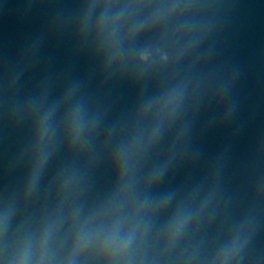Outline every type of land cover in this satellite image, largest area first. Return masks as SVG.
<instances>
[{"label":"water","instance_id":"water-1","mask_svg":"<svg viewBox=\"0 0 264 264\" xmlns=\"http://www.w3.org/2000/svg\"><path fill=\"white\" fill-rule=\"evenodd\" d=\"M0 264H264V0H0Z\"/></svg>","mask_w":264,"mask_h":264}]
</instances>
